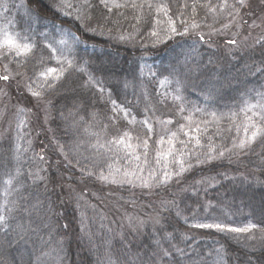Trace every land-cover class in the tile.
Wrapping results in <instances>:
<instances>
[{
  "label": "trees",
  "instance_id": "trees-1",
  "mask_svg": "<svg viewBox=\"0 0 264 264\" xmlns=\"http://www.w3.org/2000/svg\"><path fill=\"white\" fill-rule=\"evenodd\" d=\"M75 1L24 0L31 51L0 59V264H264V136L239 147L264 124L242 111L264 93V0ZM57 27L78 42L58 50Z\"/></svg>",
  "mask_w": 264,
  "mask_h": 264
},
{
  "label": "rangeland",
  "instance_id": "rangeland-1",
  "mask_svg": "<svg viewBox=\"0 0 264 264\" xmlns=\"http://www.w3.org/2000/svg\"><path fill=\"white\" fill-rule=\"evenodd\" d=\"M62 1H63L62 11L64 12L62 13L63 15L65 16L74 15L75 16L76 14L78 16L80 14L79 13L80 8L77 10V6L74 5V3L76 2L75 0H62ZM89 1L90 0H81L79 4L81 6H84ZM100 1L104 6L109 7V8L119 6L121 3L120 0H103V2L102 0ZM248 2L249 1L247 0V3ZM27 15L28 14H26V10L24 7V0H0V44H2L5 36H11L18 44H21V45L28 43L29 41L28 33H29L30 26L27 23V19H26V17H28ZM34 24H37V23H34ZM226 26H228V24ZM45 32L48 33L50 37H53V39L55 40L58 46V50H61V51L66 50L67 48L73 46L75 43L78 42L77 38L74 35H72L71 33L59 27L54 28L52 31L46 29ZM255 37H260V28L257 29V33ZM6 49L12 50L18 55L15 49H9L6 46H4V47H0V59L2 58L3 53ZM16 82L18 81H15L14 83ZM16 86L20 87L18 83H16ZM162 86H164L163 82L158 85V89L162 90L160 89V87ZM3 90L9 91L7 87H4ZM4 93L5 92L3 93L0 92V116L1 117L4 116L5 114H10L9 106L7 104H3ZM20 109L21 108H19L18 110ZM11 114H16V112L11 111ZM125 173L126 172H121V171L116 170L115 174L112 173L111 175L108 176L109 182L111 181L116 184H121V183L130 184V182H132L134 179L138 180V182L141 179H143V176H140L138 178L136 175L131 174L130 175L131 181H130L129 173L127 172L128 175H125ZM163 174H164L162 175L163 179H165L166 177L172 176V173H167V168L164 169ZM141 175H142V171H141ZM146 181H147V178L144 179V182ZM140 216L134 215L133 216L134 218H131V216L129 215L126 221L129 223L130 221L133 220L134 224H138V222H140V219H139Z\"/></svg>",
  "mask_w": 264,
  "mask_h": 264
},
{
  "label": "snow or ice",
  "instance_id": "snow-or-ice-1",
  "mask_svg": "<svg viewBox=\"0 0 264 264\" xmlns=\"http://www.w3.org/2000/svg\"><path fill=\"white\" fill-rule=\"evenodd\" d=\"M103 2V0H102ZM237 2L239 4H243L244 0H237ZM135 6V5H133ZM171 22V21H170ZM187 29H185L186 31ZM171 31L173 33L176 32V28L175 26H173L171 28ZM155 35V33H153ZM201 39H203V37L201 36ZM229 43H235L234 41H230ZM6 46L9 49H15L17 51L18 54H27L28 52L31 51V45L25 43L23 45L18 44L11 36H5L2 44H0V47H4ZM49 71L55 72V69H49ZM2 79H8L7 76L4 77H0ZM35 95H39L38 93H35ZM258 95L260 96V101H258L256 104H246L245 109H242V111H252L255 108H259L260 111V116H261V120L264 121V93H258ZM255 114V113H254ZM248 123L245 125L244 127V131L247 134L249 132V128H251V134L250 136L247 137V140H241L239 147L243 148L245 147L246 143H250L256 140V138L258 136H264V124H257L255 122L252 121L251 117H248ZM175 134H173L174 136ZM118 143H124L123 138H121ZM197 143H199V139L197 138ZM130 147V145H128ZM145 146H147V141H145ZM220 155H223V152H220ZM136 159L138 160L139 157H136ZM125 175H128V173L126 172ZM167 175V174H166ZM104 179H106V177H102ZM13 180L14 177H9L6 181L5 184L8 186L4 189V194L5 196L10 195V191L9 189L12 187L13 184ZM147 186V185H145ZM7 224V217L5 215H0V225H6ZM195 227H199V228H216L218 230H224L226 228L225 225L220 224V223H215V224H205V223H199L194 225ZM252 227H254V225H248L247 227L244 228H236V227H229L227 228L228 231L230 232H236V233H242V232H247L249 231ZM167 254V253H165Z\"/></svg>",
  "mask_w": 264,
  "mask_h": 264
}]
</instances>
